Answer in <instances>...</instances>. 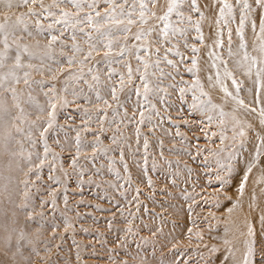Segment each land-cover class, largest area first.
<instances>
[{
  "label": "rangeland",
  "instance_id": "rangeland-1",
  "mask_svg": "<svg viewBox=\"0 0 264 264\" xmlns=\"http://www.w3.org/2000/svg\"><path fill=\"white\" fill-rule=\"evenodd\" d=\"M223 2L196 0L197 11L191 0H178L165 22L159 17L167 13L169 0H145L142 23L140 0H128L125 16L117 15L124 24H113L103 19L111 10L106 0H95V9L87 0L82 10L69 0H54L25 18L29 33L11 39L30 55L20 49L19 82L9 78L8 90H0L2 95L15 89L18 98L8 105L13 115L8 128L15 133L14 159L23 166L16 209L7 211L11 246L0 245V253L16 254L7 264H244L245 257L248 264H264V195L249 207L232 206L249 167L258 165L264 175V145L253 131L258 119L241 109L221 116L206 77L210 68L219 76L227 71L238 85L236 105L242 101L251 112L264 111L248 99L247 82L231 61L230 46L242 36L241 9L233 5V14L222 18ZM248 2L252 9L244 24L255 12L260 24L264 10L255 0ZM62 11L70 14L67 25L56 23ZM87 15L92 24L73 27ZM96 20L101 33L110 29L111 34L96 32ZM3 38L0 34L2 51ZM16 51L10 49L4 69L10 70ZM142 77L150 89L147 100ZM52 105L53 126L42 136ZM229 167L240 170L229 174ZM258 192L264 194V176ZM231 224L237 231L228 228Z\"/></svg>",
  "mask_w": 264,
  "mask_h": 264
},
{
  "label": "bare ground",
  "instance_id": "bare-ground-1",
  "mask_svg": "<svg viewBox=\"0 0 264 264\" xmlns=\"http://www.w3.org/2000/svg\"><path fill=\"white\" fill-rule=\"evenodd\" d=\"M50 2H54V0H35V2H33V0H29L28 4H22L21 0H3V2L0 3V24H5L9 28L8 44L10 46V49L13 47L15 49H18V46L19 49H23L24 45H21L20 42H16V40H12L11 38L16 37L20 40V36L21 34H23L22 32L28 34L30 30L27 28V31H25L23 27V25H25V18L30 17L31 14H36L38 12V8L41 7V5L48 6ZM8 3H11L12 7H8ZM230 4L232 6H236L239 5V2L238 0H236L231 2ZM209 11L210 8H206L204 10V13L207 14ZM257 17L258 12H255V14H253L252 16V20L249 22L250 24H244L243 26H241V34L243 39H241L237 43L233 42L231 44V61L238 68V72L241 74L244 82H247V88L245 92L248 99L254 102L258 107H260V109L264 110V71H261L262 69H264V51H261V46L264 45V35L260 33V24L257 20ZM232 19L237 23L236 16H234ZM253 25H255V29H253ZM241 43L245 45L244 48L240 47ZM245 55H247L248 59H245ZM253 61H255V63H253ZM215 64L222 67L220 60L216 59ZM210 69L211 71L206 77L208 78L207 80L209 82V85L213 89V101H217L219 103V106L215 110H223V112L232 116L233 113L236 112V110L241 109L240 112H247L248 114H250V116L257 117L258 123L254 124L253 131L258 132L254 133L255 136L258 135L262 137L263 140L264 120H262V118L264 119V117L260 118V116H262L260 111L251 112L247 108L245 109V106L243 107L240 103L236 105V96L238 95L236 90V87H238V85L236 84V82L230 79V75L227 74V71H223L222 75L219 76L221 73L218 74L219 71L217 72V69L215 72V69ZM8 70L9 69L3 68V70L0 71V76H3L5 73H7ZM204 71H206V68L204 69ZM258 71L260 72V77L259 82L257 83ZM222 82L229 85L227 91H225V88L222 86ZM6 83L7 81H4V87L5 85H7ZM256 88L257 94L255 95ZM0 97H3L4 107L8 109V111L0 110V245L2 244L4 248H9L11 246L10 240L6 238L10 236V233L12 234V222L10 223V220L8 219L7 211L9 209H13V211L14 209H16L15 202L19 197V189L17 187L20 178L19 173L22 171L23 166L14 159L15 151H12V144L15 140V133H11L10 129L8 128L13 116L8 106L11 100H13L12 92H8L2 95L0 94ZM248 135L246 134L243 137V144L245 145H247L249 141ZM232 156L233 154H226L225 157L231 158ZM249 157L250 155L244 158V161L239 164V168L248 163V161L250 160ZM258 167L259 166L257 165L256 168L246 173V181L243 177V182H241V184L243 183V193L241 194L240 191L237 190L233 194V196L235 197L234 203L232 205L233 209L236 208L239 210L241 207L247 206L250 201L252 202V200L254 201L255 199H259L260 195H264L258 192L259 183L264 176L262 173L263 169H260L257 172ZM215 168L222 169V165H217ZM238 170L240 169H236L233 167L231 168L230 172L228 170L227 171L229 174H232ZM220 203H222V201ZM249 206L250 205H248V207ZM238 218L239 217L233 219L237 220ZM228 228H230V230H232L233 232L237 231L236 225L231 224V226ZM248 246H250V244ZM14 258H17L16 255L9 256L5 255V253H0V261L2 262L8 263V261L13 260Z\"/></svg>",
  "mask_w": 264,
  "mask_h": 264
},
{
  "label": "snow or ice",
  "instance_id": "snow-or-ice-1",
  "mask_svg": "<svg viewBox=\"0 0 264 264\" xmlns=\"http://www.w3.org/2000/svg\"><path fill=\"white\" fill-rule=\"evenodd\" d=\"M3 0H0V3H2ZM29 0H21V3L22 4H28ZM33 2H35V0H33ZM69 2L78 10H82L83 9V5L87 3V0H69ZM239 2V7L241 9V15H240V18H239V23L241 26L244 25L245 23V20H246V17H247V13L251 11L252 9V5L249 4L248 0H238ZM106 3H109L111 5V10L105 14L104 16V20L107 21V20H111V22L113 24H124V20H121V19H117V15L119 16H125V10H124V5L128 3V0H123L122 3H117L116 0H106ZM191 4H192V7L195 9V10H199L197 5H196V0H191ZM255 4L262 10H264V0H255ZM8 7H12V4L11 3H8L7 5ZM43 7V5H41ZM53 6H58V5H53ZM87 6L89 8H92V9H95V0H93V3L91 4H87ZM179 7V3H178V0H169V3H168V9H167V13L162 16V17H159L160 20H163V21H168L169 19V16L173 13L174 10H177ZM119 8L120 9V12L117 14L116 12V9ZM140 18H141V22L142 23H145V14H146V11H147V4L145 3V0H140ZM45 11H47V9H45ZM219 12H220V16L223 18L225 16V13L227 12V15L231 16L233 14V6L229 3L226 2H223V5L222 7L219 9ZM50 15H55L54 13H49ZM78 15V13H77ZM132 15V12L129 11L127 13V16L129 17V19L127 20V23L128 24H132L133 21L130 19ZM177 15H181V13L177 12ZM101 16V13L99 12H96V17H100ZM69 17H70V14L68 12H63L62 11V15H61V19L60 20H57L56 23H64L65 25H67L70 20H69ZM93 17L91 15H87L86 17H83L81 18L80 20H76L73 22V27H75L76 24H79V23H83V22H87L88 24H92L93 23ZM22 23V22H21ZM96 23V32L100 33L101 35H110L111 34V30L109 29L107 33H101V30H100V20H96L95 21ZM15 27V26H13ZM24 27V30L27 31V25H23ZM49 27H51V25H49ZM260 33L262 35H264V17L261 18L260 20ZM170 28V25L168 23H165L164 25V30H163V36L164 37H167L169 35V31L168 29ZM253 29H255V25H253ZM80 31H83V29H80ZM122 31L124 32H127L129 31V29L127 27H124L122 29ZM196 31L199 33L200 29H199V26L197 25V28H196ZM8 32H9V28L7 25L5 24H0V33H3L4 34V38H3V45H4V50L3 51H0V69H3L6 65H5V61L9 59V56H8V53L10 51V46L8 44ZM172 32L175 33L176 32V29L173 28L172 29ZM85 35H89L88 33H85ZM144 33H140L139 35H137V39H140L141 36H143ZM91 38V37H89ZM202 39V37H200ZM57 39V37L53 36L52 37V41H55ZM73 39H75V36H73ZM241 39H243V37L241 36ZM73 47L79 51L78 48H76L75 45H73ZM106 47H108L109 49L111 48V42H109ZM241 48H244L245 45L243 43H241L240 45ZM192 51L195 53V52H198V49H196L195 47L192 48ZM261 51H264V45L261 46ZM23 53L25 54H29V51L28 49L25 47L23 48L22 50ZM22 52L21 50L19 49V46H18V49L16 51V54L13 58L14 60V63L13 65L11 66L10 70L5 73L3 76H0V89H4V90H8V89H5L4 88V81H7L9 80V78H11L13 81L15 82H19V77L16 75V69H20L22 67H24V65L22 64L21 62V55H22ZM123 54V52H121V55ZM177 55H179V53H177ZM139 59V57H137ZM245 59H248L247 55H245ZM69 63H72L71 60H69ZM169 64H171L172 62L171 61H168ZM253 63H255V61H253ZM159 64V61H157V66ZM192 64H193V68H195L196 66V61L193 60L192 61ZM28 67H31V65L29 64ZM145 68H147V64H145ZM193 69L190 68L189 71L191 72ZM261 71H264V69H262ZM131 72H132V69L129 67V78H131ZM228 75H230V73H227ZM28 73L25 72L24 73V83H28V80H27V77H28ZM259 77H260V72L258 71L257 72V83L259 82ZM142 80H143V87H144V91H145V96H144V99L147 100L148 99V92L150 91L149 89V86H148V82L147 80L142 77ZM121 83L123 84V78H121ZM12 91V98L14 101H16L18 98H17V95H16V92H15V89H11ZM225 91H227L225 89ZM115 92H116V89L113 88L112 89V99L113 100H116L118 99L117 96L115 95ZM139 94V92L137 93ZM203 94V93H202ZM230 95V93H229ZM99 98V96H98ZM105 103H107V101H105ZM238 103H242V101H238ZM209 104H210V101H209ZM13 107H16L19 109L20 113H23L24 112V109L20 107L19 103H15L13 105ZM195 107V105H194ZM211 107H215V105H211ZM52 108H53V112H50L48 115L50 117V119L48 120L47 122V127L43 129V132L41 133V135L43 136L44 132H47L48 128H51L53 126V120H54V108H55V105H52ZM0 110H4V111H8V109H6L4 107V99L3 97H0ZM220 115L223 116L224 113H223V110L220 111ZM262 116H264V111H262L261 113ZM141 116H143V113H141ZM20 117H14V119H19ZM209 120H211V117H209ZM240 135H243V132L240 133ZM223 142V140H222ZM261 145H264V140H261ZM145 148H147V142H145ZM260 146L257 147V155L260 154ZM48 149H47V145L45 144V153H47ZM223 167V165H222ZM228 171H231V168L229 167L228 168ZM248 171H251V167L248 168ZM244 180L246 181L247 180V176L244 177ZM239 191L240 193L242 194L243 193V183L241 184L240 188H239ZM7 230V228H6ZM23 238V234H21V239ZM6 239L10 240V236L7 237ZM20 251L19 247L17 248V253ZM252 254V249L249 248V253L248 255H251ZM5 255H7V253H5ZM16 254L14 253L13 256H15ZM0 264H7V262H2L0 261ZM244 264H248V260H247V257H245V262Z\"/></svg>",
  "mask_w": 264,
  "mask_h": 264
}]
</instances>
